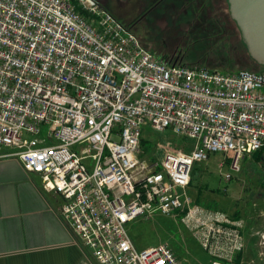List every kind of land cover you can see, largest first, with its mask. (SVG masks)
Returning <instances> with one entry per match:
<instances>
[{
    "label": "built area",
    "instance_id": "obj_1",
    "mask_svg": "<svg viewBox=\"0 0 264 264\" xmlns=\"http://www.w3.org/2000/svg\"><path fill=\"white\" fill-rule=\"evenodd\" d=\"M144 125L194 143L163 142L144 157ZM258 151L264 72L156 59L92 0H0V159L58 196L59 217L95 264H182L163 244L133 245L127 225L155 214L177 218L209 264H232L242 222L187 195L191 167L230 152L235 173Z\"/></svg>",
    "mask_w": 264,
    "mask_h": 264
},
{
    "label": "rangeland",
    "instance_id": "obj_2",
    "mask_svg": "<svg viewBox=\"0 0 264 264\" xmlns=\"http://www.w3.org/2000/svg\"><path fill=\"white\" fill-rule=\"evenodd\" d=\"M126 28L142 49L154 58L174 66L204 69L221 74L244 71L264 72V67L247 55L226 0H92ZM154 3V4H153ZM150 6H153L150 9ZM40 135H45L41 127ZM144 144L141 152L159 156L157 145L169 143L186 151L194 140L174 135L171 130L140 127ZM11 150H6L8 153ZM243 155L238 170H228L231 153H210L207 160L191 167L187 195L198 205L236 215L242 222L244 247L232 264H264V152ZM222 163L219 168L218 165ZM229 180H224V175ZM136 249L156 244L167 246L182 264H209L210 258L199 248L179 220L155 214L127 225ZM256 254V256L253 255Z\"/></svg>",
    "mask_w": 264,
    "mask_h": 264
},
{
    "label": "crops",
    "instance_id": "obj_3",
    "mask_svg": "<svg viewBox=\"0 0 264 264\" xmlns=\"http://www.w3.org/2000/svg\"><path fill=\"white\" fill-rule=\"evenodd\" d=\"M59 203L15 158L0 159V264H95L59 217Z\"/></svg>",
    "mask_w": 264,
    "mask_h": 264
},
{
    "label": "water",
    "instance_id": "obj_4",
    "mask_svg": "<svg viewBox=\"0 0 264 264\" xmlns=\"http://www.w3.org/2000/svg\"><path fill=\"white\" fill-rule=\"evenodd\" d=\"M250 59L264 67V0H226Z\"/></svg>",
    "mask_w": 264,
    "mask_h": 264
},
{
    "label": "trees",
    "instance_id": "obj_5",
    "mask_svg": "<svg viewBox=\"0 0 264 264\" xmlns=\"http://www.w3.org/2000/svg\"><path fill=\"white\" fill-rule=\"evenodd\" d=\"M143 144H144V140H140V146H142ZM258 153H259V152H256L255 154H257V156H258ZM231 217H232L233 219H238V217H237L235 214L232 215ZM238 256H239V255H238ZM238 256H237V257H238Z\"/></svg>",
    "mask_w": 264,
    "mask_h": 264
},
{
    "label": "flooded vegetation",
    "instance_id": "obj_6",
    "mask_svg": "<svg viewBox=\"0 0 264 264\" xmlns=\"http://www.w3.org/2000/svg\"><path fill=\"white\" fill-rule=\"evenodd\" d=\"M160 0H155V4L153 5V6H156V4L159 2ZM153 6H150L149 8H147V9H150V8H152Z\"/></svg>",
    "mask_w": 264,
    "mask_h": 264
}]
</instances>
